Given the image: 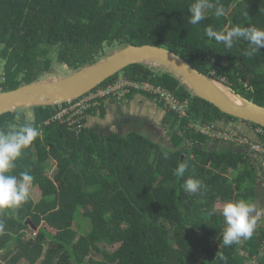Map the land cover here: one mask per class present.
<instances>
[{
	"label": "trees",
	"instance_id": "trees-1",
	"mask_svg": "<svg viewBox=\"0 0 264 264\" xmlns=\"http://www.w3.org/2000/svg\"><path fill=\"white\" fill-rule=\"evenodd\" d=\"M193 2L0 0V88L7 91L31 82L55 62L76 69L95 63L108 48L150 44L175 52L264 106V47L246 57L247 41L236 40L227 49L205 34L208 26L216 31L236 25L264 29V0H211L214 7L206 19L190 25ZM216 6L224 8L220 17ZM121 74L161 87L179 102L188 101L185 116L168 112L177 119L169 134L173 146L162 149L138 131L124 137L90 132L86 118L103 106L86 110L79 130V123H47L60 105L35 107L31 120L23 112L2 114L0 130L31 123L41 135L22 150L9 173L27 171L34 181L26 202L0 209V264H248L255 259L264 264V221L238 244L225 247L221 236L225 202L258 201L256 174L248 159L225 147V140L214 141L200 132L205 125L249 122L223 114L162 71L133 65ZM135 94L147 93L132 89L127 98ZM179 163L188 165L183 178L173 174ZM190 176L203 182L196 194L181 186ZM213 207L217 211L209 215ZM221 254L226 260L219 259ZM99 255L105 259H97Z\"/></svg>",
	"mask_w": 264,
	"mask_h": 264
},
{
	"label": "water",
	"instance_id": "water-1",
	"mask_svg": "<svg viewBox=\"0 0 264 264\" xmlns=\"http://www.w3.org/2000/svg\"><path fill=\"white\" fill-rule=\"evenodd\" d=\"M58 74L45 75L18 87L0 91V116L23 112L27 120L35 107L61 105L91 93L112 77L133 65H143L175 78L193 96L219 109L223 114L264 128V106L236 92L223 80L206 75L175 52L156 45H127L103 56L95 63ZM32 226L36 228L35 224Z\"/></svg>",
	"mask_w": 264,
	"mask_h": 264
},
{
	"label": "clouds",
	"instance_id": "clouds-1",
	"mask_svg": "<svg viewBox=\"0 0 264 264\" xmlns=\"http://www.w3.org/2000/svg\"><path fill=\"white\" fill-rule=\"evenodd\" d=\"M213 7L211 0H194L189 7L188 23L190 25L199 24L206 19L207 11ZM223 14L224 8L216 6L215 15L220 17ZM205 34L218 44L222 43L227 49H231L236 40L247 41L250 47L243 52L246 57H253L264 47V29L255 26L236 25L226 31H216L212 26H208L205 28ZM105 105L106 103L103 107ZM16 119L19 120L20 117L17 116ZM249 125L255 131L256 127ZM40 135V131L31 123L12 125L6 130H0V209L19 207L30 198V187L34 177L27 171L21 172L19 176L9 173L15 167V161L22 155V150L30 146ZM163 147L161 145L162 149ZM161 154L164 159H168L167 151L162 150ZM187 168V163H179L173 174L178 178H183ZM181 186L185 192L190 194H196L204 187L202 180L191 176L184 179ZM216 211L217 209L213 207L209 215H214ZM220 213L225 224L221 233L225 247L238 244L242 239H250L257 227V222L264 217V209L258 210L252 201L246 199L228 200L223 204ZM2 232L3 224H0V233ZM219 259L226 260V257L221 254Z\"/></svg>",
	"mask_w": 264,
	"mask_h": 264
},
{
	"label": "crops",
	"instance_id": "crops-1",
	"mask_svg": "<svg viewBox=\"0 0 264 264\" xmlns=\"http://www.w3.org/2000/svg\"><path fill=\"white\" fill-rule=\"evenodd\" d=\"M147 97H144L143 95L138 96V94L133 95L130 98H127V102L120 103H114L113 101H109L106 103V105L101 109L100 112L91 113L86 118V129L90 132H94L97 135L103 137L110 134L115 135H122L123 137L129 134V132L132 131H126L124 130V127L126 125L133 124L135 121H131V117L129 113H124L122 108H135L138 105H140V109L142 110H150L151 112H156L159 114V118L161 121V126L163 131L166 135H169L170 133L174 132L176 128L174 125H176V117L173 114L168 113L169 111L164 109L163 106L156 105L153 101L150 102L149 99H146V102L144 99ZM137 109V108H135ZM134 109V110H135ZM100 125V123H102ZM141 123H145L144 120H138L136 122V125H140ZM116 125L119 126V130L116 132ZM110 127H113V130H109ZM139 127V126H138ZM220 127V128H219ZM217 129L220 132H228L234 134L237 138H245L249 141L248 144L241 145L238 140H225L222 137L213 138L214 141L216 140H225L226 148H232L237 156H242L243 158L248 159L249 168L254 170V173L256 174L257 184L259 183L258 188L260 185L264 188V157L260 155L259 153L255 152L252 149V145L254 144H260L263 145V141L261 138L255 133L254 129L251 128V126L247 123L241 122V121H233L228 123H221L218 124ZM109 130V131H106ZM172 143V141H171ZM173 146V144H172ZM264 194V189H263ZM264 199H261L260 196L258 198V201L256 204L261 205L264 209ZM260 223L264 221V217L259 220ZM259 223V224H260ZM33 230L36 231V228L33 227Z\"/></svg>",
	"mask_w": 264,
	"mask_h": 264
},
{
	"label": "built area",
	"instance_id": "built-area-1",
	"mask_svg": "<svg viewBox=\"0 0 264 264\" xmlns=\"http://www.w3.org/2000/svg\"><path fill=\"white\" fill-rule=\"evenodd\" d=\"M132 89L152 95L154 97L153 102L156 105L163 106L164 109L168 111L176 112L181 117L185 116L186 110L189 106L188 101L179 102L169 93V91L164 90L161 87L156 88L149 82L136 83L123 76L121 79L118 78L116 82L98 89L97 92L92 91L89 94L87 93L77 100L68 102L67 105L63 106V104H61V107L56 114L47 120V123L56 121L60 123H68V125L71 126H75V124L79 123L76 128L80 129V127L85 125L84 123H80V120L86 118V110L93 107L103 106L104 103L109 101L118 100L121 102L122 99H126ZM200 132L212 138L222 137L227 141L238 140L241 145L249 143L247 139L241 137L237 138L232 133L220 132L214 125L200 127ZM255 132L257 135L264 137L263 128H256ZM252 149L264 157V144H254L252 145Z\"/></svg>",
	"mask_w": 264,
	"mask_h": 264
},
{
	"label": "rangeland",
	"instance_id": "rangeland-1",
	"mask_svg": "<svg viewBox=\"0 0 264 264\" xmlns=\"http://www.w3.org/2000/svg\"><path fill=\"white\" fill-rule=\"evenodd\" d=\"M120 47H112V48H108L107 49V53H105L103 56H108L112 53H114L115 51H117ZM102 56V57H103ZM100 57V58H102ZM3 66H4V63H0V74H1V70L3 69ZM48 72L50 71H54L58 74H62V73H66L68 71V69H66L65 65L64 64H61V63H58V62H55L53 64V67L49 70H47ZM43 72L41 75H39L37 78H40L42 77V75L44 76L45 73L47 72ZM122 73V72H121ZM118 76V78H123V74H121ZM117 78V80H118ZM138 96H141L140 94H138ZM144 97H147L144 99V101L146 102V99H149L150 102H152L154 100V97L150 94H144ZM114 103H118L117 105H119L120 103L124 102L126 103L127 100L126 99H122L121 102H119L118 100H115L113 101ZM108 103V102H107ZM61 106V105H60ZM140 105H138L137 109L135 108H122L121 111H123L124 113H129L130 114V117H131V121H135L133 124H130V125H126L124 127V130L126 129V131H138L136 134H143L144 136L148 137L149 139L153 140L154 142L158 143L159 146L163 145L164 147H170L172 146L173 143H171V138L169 135H166L165 132L163 131L162 129V126H161V121H160V118H159V114H157L156 112H151L150 110H142L139 108ZM135 109V110H134ZM138 120H144L145 123H141L140 125H136V122ZM225 123V122H224ZM102 123H100V125H102ZM114 128L113 127H110L109 130H113ZM79 130V129H78ZM109 130H106V131H109ZM119 130V126L116 125V132ZM252 175V174H251ZM32 186V185H31ZM258 186H259V183H258ZM259 189V196L261 199H264V194H263V186L260 185V187L258 188ZM30 190H31V187H30ZM40 193V191L38 192V194ZM38 194H33V197L34 199H39V195ZM264 202V201H263ZM264 205V204H263ZM256 208L258 210H261L263 209L261 205H258V204H255ZM263 217H261L262 219ZM260 223V221L257 222V225ZM73 225L75 226L76 230L80 231V235H82L83 233L81 232V225H80V221L79 220H75ZM260 230H263L264 229V223L260 224ZM258 227V226H257ZM32 229L29 230V235L28 237L30 238V235L32 234ZM264 246V244H263ZM246 254V253H245ZM97 259H101V260H104L105 257L104 255H99V256H96ZM248 264H259V261L258 260H252L250 261Z\"/></svg>",
	"mask_w": 264,
	"mask_h": 264
}]
</instances>
